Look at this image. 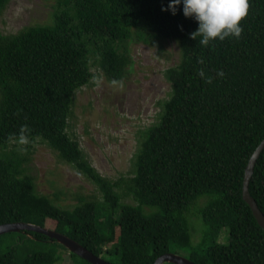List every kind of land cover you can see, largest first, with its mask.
Instances as JSON below:
<instances>
[{
    "label": "trees",
    "instance_id": "1",
    "mask_svg": "<svg viewBox=\"0 0 264 264\" xmlns=\"http://www.w3.org/2000/svg\"><path fill=\"white\" fill-rule=\"evenodd\" d=\"M9 0H0V15ZM169 0H58L49 24L0 32V225L27 223L60 233L120 264H153L185 250L195 264H264V230L242 198L248 160L264 139V0H248L239 37L200 44L198 22ZM175 41L180 62L164 72L171 84L157 121L140 131L133 173L102 176L68 134L73 95L95 64L110 82L126 78L132 42ZM222 72V75L220 74ZM26 126V127H22ZM40 140L97 189L63 208L35 190L16 144ZM248 191L264 215V150ZM130 198L133 204L122 202ZM204 230L192 243L187 213ZM148 209V210H146ZM222 229L227 242L219 243ZM4 236L12 237L3 247ZM44 244L42 248H39ZM35 248H28V246ZM90 264L47 236L0 235V264Z\"/></svg>",
    "mask_w": 264,
    "mask_h": 264
},
{
    "label": "rangeland",
    "instance_id": "2",
    "mask_svg": "<svg viewBox=\"0 0 264 264\" xmlns=\"http://www.w3.org/2000/svg\"><path fill=\"white\" fill-rule=\"evenodd\" d=\"M57 5L58 0H9L0 15V32L16 34L30 26L49 24ZM129 49L132 64L122 81H107L99 68L91 64L93 77L75 91L68 121V134L78 142L86 159L111 180L132 175L139 133L157 121L159 103L167 100L171 93V84L164 72L178 65L181 58L177 43L170 40L156 41L152 46L132 42ZM15 146L26 173L34 178L38 194L63 208H72L79 197L100 199L95 186L61 161L44 142L37 140ZM122 202L133 204L127 197L122 198ZM204 202V198L197 200L187 213L194 244L204 230L197 213ZM45 226L52 230L54 222L48 220ZM227 239V231L222 229L218 242L226 243ZM11 240L12 237L4 236L3 247ZM174 254L188 256L185 250H176ZM62 256L61 264H73L68 252L63 251ZM103 258L111 264H120L115 255Z\"/></svg>",
    "mask_w": 264,
    "mask_h": 264
},
{
    "label": "clouds",
    "instance_id": "3",
    "mask_svg": "<svg viewBox=\"0 0 264 264\" xmlns=\"http://www.w3.org/2000/svg\"><path fill=\"white\" fill-rule=\"evenodd\" d=\"M181 4L185 17L198 22V28L190 36L193 39L200 36L202 45H208L215 39L239 37L243 30L240 22L247 14L248 0H169L167 8L162 10L176 14Z\"/></svg>",
    "mask_w": 264,
    "mask_h": 264
},
{
    "label": "water",
    "instance_id": "4",
    "mask_svg": "<svg viewBox=\"0 0 264 264\" xmlns=\"http://www.w3.org/2000/svg\"><path fill=\"white\" fill-rule=\"evenodd\" d=\"M264 150V139L259 143V145L255 148L253 153L251 154L248 163L245 167L244 178L242 182V198L250 207L251 212L257 221L258 225L264 230V215L258 209L256 202L250 196L248 191L249 180L251 178L254 166L256 161ZM20 231H30L39 234H43L48 238L56 241L57 243L63 245L68 251L77 255L78 257L84 259L90 264H111L101 257H97L89 252L87 249L79 245L77 242L72 239L57 233L54 230L47 229L45 227H39L27 223H12V224H3L0 225V235L10 232H20ZM164 262H168L171 264H195L186 257H182L173 253H166L159 256L153 264H163Z\"/></svg>",
    "mask_w": 264,
    "mask_h": 264
}]
</instances>
